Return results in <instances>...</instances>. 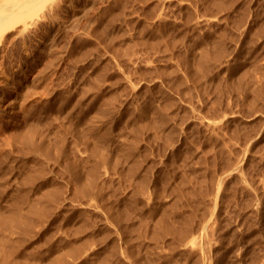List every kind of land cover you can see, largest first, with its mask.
I'll list each match as a JSON object with an SVG mask.
<instances>
[{
	"label": "rangeland",
	"instance_id": "374dc122",
	"mask_svg": "<svg viewBox=\"0 0 264 264\" xmlns=\"http://www.w3.org/2000/svg\"><path fill=\"white\" fill-rule=\"evenodd\" d=\"M39 3L0 39V207L38 162L18 131L48 141L41 162L64 187L59 208L11 236L18 253L82 245L65 264H192L188 240L212 212L215 263L264 264V0ZM66 152L98 161L102 195L79 197L96 209L69 206Z\"/></svg>",
	"mask_w": 264,
	"mask_h": 264
},
{
	"label": "bare ground",
	"instance_id": "6f19581e",
	"mask_svg": "<svg viewBox=\"0 0 264 264\" xmlns=\"http://www.w3.org/2000/svg\"><path fill=\"white\" fill-rule=\"evenodd\" d=\"M41 8L42 7H40L39 0H0V39L3 37V34L5 33V31L8 30L10 27H12L15 24V22L20 21V20L24 21L23 17H24L27 10H28L27 14L28 13L35 14L37 9H39L41 11ZM49 10L50 9H45L44 12H50ZM201 54H202V52H201ZM203 56L205 57V55H203ZM17 94H18V92H17ZM13 100H11V101H13ZM7 104L5 106V109H3V114L4 113L10 114L11 112H14L11 110L12 108L9 105L10 103L8 105ZM15 109H16V107H15ZM1 110H2V108H1ZM0 115H1V112H0ZM16 115H17V113H16ZM10 117H11V115H10ZM16 117H18V116H16ZM5 118H6V120H9V118L7 119V116ZM12 120L14 121V118ZM4 123H5V121H4ZM5 124H7V121ZM88 124H89V122H88ZM93 124L92 123L89 124L90 127L88 126L87 136L96 138L97 132L95 133L94 129H96L97 127L95 128L94 126H92ZM96 130H98V128ZM28 133H30V132H28ZM28 133L26 134V133H23L22 131H18V133L13 137V139H19V141L22 144V148H24V151L26 152V154L27 155H33L34 157H38V162L36 163V166L34 165L33 167H31L32 165L29 162L24 161L25 162V164H24L25 174H24V177L21 181L22 186L17 185L19 190L17 192L13 191L14 193H12V191H10V192L6 191L5 193L3 192L5 196L3 197L2 200H3L4 204H6V206L0 207V264H43V263L44 264H65L66 262L64 263V260L62 259L63 255H67V254L70 255V254L77 252L81 248L82 245H75V246H70V247L68 246V248L65 247L66 249H64V251L61 250V251H63V253L61 251L59 252L57 250L56 252H54L55 254H53L47 258H45L43 254L38 255V257L35 258V256H37V254L35 253L36 251L33 248L32 249L34 251L29 248L30 251H23V252L21 251L22 253H18V248H17V243H16L18 241H16V242L14 241L16 244L12 242L13 238L11 236L13 234H15L17 231L18 232H22V231L27 232L28 230H30V228L32 229V227H36L37 225L41 224L39 222L40 217L41 216L43 217V215L49 214V212L52 210V205L55 204L56 208H59L61 205L60 204L61 202H59V205H58V201L63 196L61 190H62V187H64V186L61 187L59 184L55 183L56 179L54 177L50 178L48 176V174H46V166L43 165L41 162L42 160H44V156L45 155L47 156V154L49 152V146L47 144L48 141H46L45 138H42V137H37V136L35 137L33 135L34 133H30V134H28ZM98 137L99 136L97 135V138H96L97 142L95 141L96 142L95 144H99V142L101 141L100 137H99V139H98ZM63 146H62V148H63ZM94 147L95 146H93V148ZM60 151L62 152V149ZM94 151L96 152L97 150L94 149ZM69 152L65 153V160L64 161L67 164V170L71 173L72 178L75 181V186L73 188V191H72L71 195H68V198H67V201H69V206L71 205V207L72 206L80 207L83 204H85L82 207L86 206L88 208H95L94 206H96V205H94V203L91 202V201H93V198H95V197H93L91 201H90V199L92 196H90V198H89V196L86 197V198H89V201H86L85 203H82L79 197L84 198V196L87 195V189H90L92 187L95 188V190L92 192L93 196L94 195L96 196L97 194H100V193L102 195L101 189L104 190V188L99 187V186H97V183H96V185L94 183L95 177H96L97 172H98V166H99V165H97L98 161L96 162L94 160V158H88L87 160H84V161H82V163H80L79 161L74 160L72 158V155ZM20 153H21V151H20ZM27 157H29V156H27ZM53 161H54V159H53ZM62 164H63V162H62ZM240 165L241 164L239 162H236L235 166H232L233 167L232 171L238 169L240 167ZM81 168L86 169L85 175H83V173L80 171ZM50 172H52V171H50ZM14 180H16V179H14ZM57 180H58V177H57ZM39 182L41 184V188L37 193L35 192L36 195L34 194L35 196L33 198H31L32 197L31 196V191H32L31 186L35 185V184L37 185V183H39ZM64 182H65V180H64ZM141 182H144V181L142 180ZM17 184H18V182H17ZM139 185L142 186V185H144V183L139 184ZM1 186H3V185H1ZM4 186H5V184H4ZM15 190H16V188H15ZM65 195H66V193H65ZM103 195H104V193H103ZM63 198H65V197H63ZM65 201H66V199H65ZM213 206H215V205H213ZM97 209H99V208H97ZM78 214H79V212H78ZM85 214L86 213H84V215ZM213 214L214 213L211 212V214L208 215L209 216L208 219L205 220L206 222L202 225V228L200 227V229H201L200 232H197L198 236L196 234L193 239H190L191 242L189 240H188L189 243L187 242L188 244L192 245V246L190 245L191 249H194V246H195L196 250L195 249L193 250V252L195 251V254H197L196 251H198L200 253V254L198 253L200 256L197 254L200 257V259H199L200 262L197 260H194V261L192 260L193 261L192 264H198V263H200V264H212L213 262H214L213 264H216L215 262L219 263L224 259L223 255L218 256L217 254L213 253L214 251L211 250L212 249L211 248L212 247L211 241L205 235V230H206L207 226H209L208 223H209L210 219L212 218ZM73 216H74V213H73ZM79 216H80L79 218H81V215H79ZM42 217H41V219H42ZM85 217L86 216H84V219H86ZM115 217H116V215H115ZM112 218H114V217H112ZM37 222H39V224H37ZM79 230H81V228L78 227V228H76L75 232H78ZM203 231H204V233H201ZM196 236L199 237L198 241L196 240L197 239ZM195 237H196V239H195ZM70 245H72V244H70ZM211 251H213V252L211 253ZM106 253H109V252H106ZM213 254H215L216 256ZM214 256H215V258H212ZM106 258H107V256L105 255V258H102V259H106ZM100 262H101V260H100Z\"/></svg>",
	"mask_w": 264,
	"mask_h": 264
}]
</instances>
